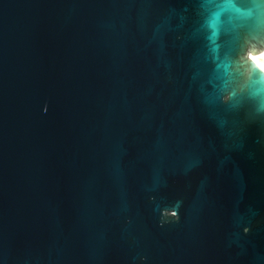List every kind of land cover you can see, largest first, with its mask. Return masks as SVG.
Returning <instances> with one entry per match:
<instances>
[{
    "label": "water",
    "instance_id": "1",
    "mask_svg": "<svg viewBox=\"0 0 264 264\" xmlns=\"http://www.w3.org/2000/svg\"><path fill=\"white\" fill-rule=\"evenodd\" d=\"M252 49L264 0H0V264H264Z\"/></svg>",
    "mask_w": 264,
    "mask_h": 264
},
{
    "label": "clouds",
    "instance_id": "2",
    "mask_svg": "<svg viewBox=\"0 0 264 264\" xmlns=\"http://www.w3.org/2000/svg\"><path fill=\"white\" fill-rule=\"evenodd\" d=\"M255 51H256L255 49L250 50V52H255ZM260 55H261V56H264V50H260ZM249 59L251 60L250 55H249ZM251 62L254 64L255 68H256L261 74H264V65L257 64L256 61H254V60H251ZM44 111H45V112L47 111V106H45ZM174 219H175V222H179V221H180V215H179V212H177V214H176V216H175Z\"/></svg>",
    "mask_w": 264,
    "mask_h": 264
},
{
    "label": "snow or ice",
    "instance_id": "3",
    "mask_svg": "<svg viewBox=\"0 0 264 264\" xmlns=\"http://www.w3.org/2000/svg\"><path fill=\"white\" fill-rule=\"evenodd\" d=\"M251 60L256 61L257 64L264 65V63L261 62L262 59H264V56L257 57L256 55H250Z\"/></svg>",
    "mask_w": 264,
    "mask_h": 264
},
{
    "label": "bare ground",
    "instance_id": "4",
    "mask_svg": "<svg viewBox=\"0 0 264 264\" xmlns=\"http://www.w3.org/2000/svg\"><path fill=\"white\" fill-rule=\"evenodd\" d=\"M264 50V49H263ZM249 55H256L257 57H261L260 53L254 54L252 52H249ZM262 63H264V59L261 60Z\"/></svg>",
    "mask_w": 264,
    "mask_h": 264
}]
</instances>
